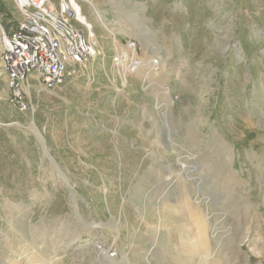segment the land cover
I'll use <instances>...</instances> for the list:
<instances>
[{
    "label": "rangeland",
    "instance_id": "rangeland-1",
    "mask_svg": "<svg viewBox=\"0 0 264 264\" xmlns=\"http://www.w3.org/2000/svg\"><path fill=\"white\" fill-rule=\"evenodd\" d=\"M77 1L94 37L77 26L97 48L111 56L128 50L126 40L133 39L141 65L153 62L148 70L169 83L171 131L164 143L173 177L144 173L139 186H128L133 212L145 213L144 220L128 214L143 239L102 238L95 214L109 219L96 206L99 179L91 187L83 178L25 177V162L34 175L45 153L36 130L62 126L55 116L60 104L29 77L31 93L20 111L9 102L0 65V264H200L194 234L205 218L211 264H264V0ZM0 2L12 17L0 15L1 24L22 19L13 0ZM119 81L124 85L127 76ZM73 94L72 105L81 102L82 93ZM152 105L167 116L163 102ZM69 108L71 124L86 125ZM116 181L109 178L111 197ZM96 245L113 253L111 259L98 258Z\"/></svg>",
    "mask_w": 264,
    "mask_h": 264
},
{
    "label": "crops",
    "instance_id": "crops-1",
    "mask_svg": "<svg viewBox=\"0 0 264 264\" xmlns=\"http://www.w3.org/2000/svg\"><path fill=\"white\" fill-rule=\"evenodd\" d=\"M98 50V56L88 58L83 63H69L61 84L45 88L39 82L38 88L60 104V112L52 116H57L62 126H42V129L36 130L43 139L41 142L45 153L41 152L43 154L36 162L34 175L30 173V162H25L29 168L25 177L83 178V183L91 187L94 180L99 179L100 200L96 206H102L101 211L107 212L104 219H109L105 222L99 212L95 214L94 219L102 228V238L114 242L140 241L145 234L130 222L131 216L128 214L131 210L133 217L144 220L145 213L133 212L137 204L134 196L129 197L128 186L134 182L138 185L144 173L157 175L161 180L163 175L172 172L170 169L173 165L165 154L167 146L164 143L165 134L168 137L171 131L168 116L172 107L171 97L165 92V88L169 89V83L163 77L159 83L158 77L155 78L148 70L152 63L143 60L137 71L127 75L126 85H121L117 68L112 62L115 54L107 55L101 47ZM75 64L80 65L81 69H76ZM144 73L147 78L142 77ZM29 77L38 79L32 72L28 74ZM28 78L25 86L31 93ZM145 84L146 88H143ZM75 91L82 93L81 102L72 105L77 100L73 94ZM156 100L163 102L162 108L166 106L164 115L168 118L157 115L152 105V101ZM179 103L181 105V98ZM70 106L75 109L74 113L82 116L86 125H73V119L69 116ZM106 147L110 148V152L106 151ZM110 177L116 178L118 185L112 197L109 191ZM137 210H140L139 206ZM113 211L116 213L113 214Z\"/></svg>",
    "mask_w": 264,
    "mask_h": 264
},
{
    "label": "built area",
    "instance_id": "built-area-1",
    "mask_svg": "<svg viewBox=\"0 0 264 264\" xmlns=\"http://www.w3.org/2000/svg\"><path fill=\"white\" fill-rule=\"evenodd\" d=\"M13 1L22 19L9 30L0 23V65L8 80L9 102L24 111L30 95L25 86L29 73L51 88L64 81L69 63H83L99 50L77 26L81 10L77 0ZM126 46L128 50L116 49L112 56L122 81L141 65L135 55L136 41L128 39Z\"/></svg>",
    "mask_w": 264,
    "mask_h": 264
},
{
    "label": "bare ground",
    "instance_id": "bare-ground-1",
    "mask_svg": "<svg viewBox=\"0 0 264 264\" xmlns=\"http://www.w3.org/2000/svg\"><path fill=\"white\" fill-rule=\"evenodd\" d=\"M86 1V0H85ZM88 1V0H87ZM90 4L92 5L98 19L100 21H102L101 19V16L99 14V12L96 10L94 4L92 2H90ZM81 9V8H80ZM78 19L79 21L84 24L87 28H90V25H89V22L87 21L86 17L83 15V13L79 12L78 14ZM109 32L114 36V32L109 29ZM94 37V34L90 31V37ZM94 40V39H93ZM95 41V40H94ZM153 65V62L152 64ZM140 66V65H139ZM137 68V67H136ZM139 68L135 69V71H137ZM146 75H144L145 77ZM143 77V76H142ZM147 78V77H145ZM41 138V141L43 142V139L42 137ZM46 151V150H45ZM48 153V152H47ZM181 168H182V171H181ZM185 165H179V169H180V172H179V176L183 177L184 176V173H185ZM172 173H169L167 176H166V180H170L172 179L173 175H171ZM183 174V175H182ZM165 179V178H164ZM183 180H184V177H183ZM185 182V181H184ZM68 183V182H67ZM70 186V185H69ZM71 187V186H70ZM71 198L72 200H76L75 196L73 194H71ZM187 203H185L186 205ZM189 205V204H188ZM187 206V205H186ZM188 209L191 211H189V213H192L191 216L193 215V210L190 206H188ZM195 216V215H194ZM193 218V217H192ZM197 217H195L196 219ZM204 218V217H203ZM198 219V218H197ZM196 219V220H197ZM206 224H207V220L206 218L205 219H201L200 223H199V220H197V230H196V233L194 234L195 235V238H196V243L195 245L193 246V248H196L198 249L199 251V257H200V264H211V258L209 256V253L207 252L206 250V247H207V240L209 239L208 235H207V230H206ZM96 250L98 252V258H102V257H108L109 259H111V256L113 255V253L109 252L108 249L104 248L102 245H96ZM113 251V250H112Z\"/></svg>",
    "mask_w": 264,
    "mask_h": 264
},
{
    "label": "trees",
    "instance_id": "trees-1",
    "mask_svg": "<svg viewBox=\"0 0 264 264\" xmlns=\"http://www.w3.org/2000/svg\"><path fill=\"white\" fill-rule=\"evenodd\" d=\"M0 15L4 16V20L9 19V18H12L10 12L5 8L4 4L1 3V2H0ZM16 24H17V22L14 19H11L10 22H8V21L6 22L5 21L2 24V26H3V28L5 30H9L10 29V26L15 27Z\"/></svg>",
    "mask_w": 264,
    "mask_h": 264
},
{
    "label": "water",
    "instance_id": "water-1",
    "mask_svg": "<svg viewBox=\"0 0 264 264\" xmlns=\"http://www.w3.org/2000/svg\"><path fill=\"white\" fill-rule=\"evenodd\" d=\"M1 125H9V124H1ZM70 264H80L79 262H71Z\"/></svg>",
    "mask_w": 264,
    "mask_h": 264
}]
</instances>
